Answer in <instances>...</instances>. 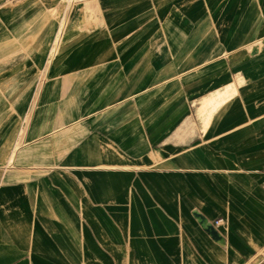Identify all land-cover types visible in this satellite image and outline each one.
<instances>
[{
	"label": "crops",
	"instance_id": "1",
	"mask_svg": "<svg viewBox=\"0 0 264 264\" xmlns=\"http://www.w3.org/2000/svg\"><path fill=\"white\" fill-rule=\"evenodd\" d=\"M60 1L0 0V264H264V0Z\"/></svg>",
	"mask_w": 264,
	"mask_h": 264
},
{
	"label": "rangeland",
	"instance_id": "2",
	"mask_svg": "<svg viewBox=\"0 0 264 264\" xmlns=\"http://www.w3.org/2000/svg\"><path fill=\"white\" fill-rule=\"evenodd\" d=\"M65 1L66 0H61L60 1V4H59L60 5V9H59V12H58L57 24H58V22H60L61 13L63 12V9H64L66 4H67V6H66L67 11L65 12V16H64L61 24L64 23L65 18L70 13V11L72 10V8H73V6L75 4L84 2L85 9L92 8V6L94 4V0H67L68 1L67 3ZM57 40L58 39H56V41H55V47H56ZM253 46L255 47L256 45H253ZM55 47L53 48V52L55 50ZM254 47H251V49L254 50V52L258 51L257 48L256 47L254 48ZM49 51H50V47H49ZM247 52H248V50H247ZM250 52L254 54V52H252L251 50H250ZM235 94H236V91L233 88H231V87H228L222 94L219 93V92H217L216 94H213L210 98H208L205 101V103L202 106V112H201L202 113L201 114L202 117H201V119H203L205 122H208V120L214 114V112L221 106V103L222 102L226 103ZM245 133L249 134L250 133V129H249V131L245 130ZM250 148H251V146L247 147V149H249V150H245V154L244 155H249L251 153L250 152Z\"/></svg>",
	"mask_w": 264,
	"mask_h": 264
},
{
	"label": "water",
	"instance_id": "3",
	"mask_svg": "<svg viewBox=\"0 0 264 264\" xmlns=\"http://www.w3.org/2000/svg\"><path fill=\"white\" fill-rule=\"evenodd\" d=\"M193 215L197 219L201 227L211 236L213 240H222L216 228L210 222H208V220L203 215H201L197 211L193 212Z\"/></svg>",
	"mask_w": 264,
	"mask_h": 264
},
{
	"label": "bare ground",
	"instance_id": "4",
	"mask_svg": "<svg viewBox=\"0 0 264 264\" xmlns=\"http://www.w3.org/2000/svg\"><path fill=\"white\" fill-rule=\"evenodd\" d=\"M64 24V23H63ZM63 29V28H62ZM57 42H58V40H57ZM58 43H56V45H57ZM255 48V47H254ZM55 49H56V47H55ZM58 49V48H57ZM252 52H254V50H252V49H250ZM258 50V49H257ZM54 52H57V50H54ZM53 52V54H56V53H54Z\"/></svg>",
	"mask_w": 264,
	"mask_h": 264
}]
</instances>
